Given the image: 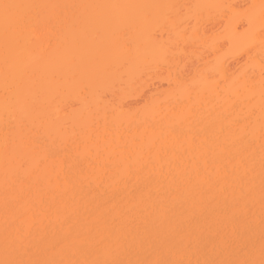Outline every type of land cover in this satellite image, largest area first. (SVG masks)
I'll use <instances>...</instances> for the list:
<instances>
[{
    "label": "bare ground",
    "instance_id": "1",
    "mask_svg": "<svg viewBox=\"0 0 264 264\" xmlns=\"http://www.w3.org/2000/svg\"><path fill=\"white\" fill-rule=\"evenodd\" d=\"M0 264H264V0H0Z\"/></svg>",
    "mask_w": 264,
    "mask_h": 264
}]
</instances>
